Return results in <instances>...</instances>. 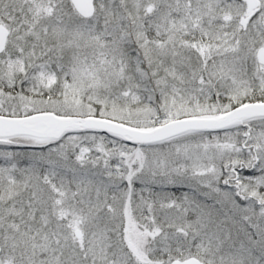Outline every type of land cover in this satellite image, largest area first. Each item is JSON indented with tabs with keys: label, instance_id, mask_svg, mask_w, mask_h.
<instances>
[{
	"label": "snow or ice",
	"instance_id": "snow-or-ice-1",
	"mask_svg": "<svg viewBox=\"0 0 264 264\" xmlns=\"http://www.w3.org/2000/svg\"><path fill=\"white\" fill-rule=\"evenodd\" d=\"M0 264H264V0H0Z\"/></svg>",
	"mask_w": 264,
	"mask_h": 264
}]
</instances>
